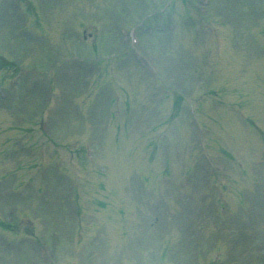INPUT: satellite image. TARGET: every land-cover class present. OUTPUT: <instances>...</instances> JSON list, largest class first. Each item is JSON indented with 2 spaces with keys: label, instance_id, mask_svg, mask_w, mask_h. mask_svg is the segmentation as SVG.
<instances>
[{
  "label": "rangeland",
  "instance_id": "rangeland-1",
  "mask_svg": "<svg viewBox=\"0 0 264 264\" xmlns=\"http://www.w3.org/2000/svg\"><path fill=\"white\" fill-rule=\"evenodd\" d=\"M207 4L0 0V264H264V0Z\"/></svg>",
  "mask_w": 264,
  "mask_h": 264
}]
</instances>
